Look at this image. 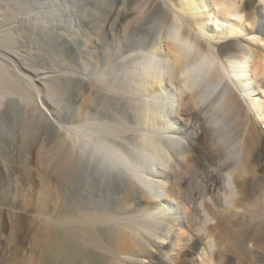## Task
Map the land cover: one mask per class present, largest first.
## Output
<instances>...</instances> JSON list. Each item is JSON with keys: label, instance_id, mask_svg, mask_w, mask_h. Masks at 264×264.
Wrapping results in <instances>:
<instances>
[{"label": "bare ground", "instance_id": "1", "mask_svg": "<svg viewBox=\"0 0 264 264\" xmlns=\"http://www.w3.org/2000/svg\"><path fill=\"white\" fill-rule=\"evenodd\" d=\"M9 1L12 4L9 16L16 13H25L26 15L17 27V31L24 35V33L31 34L36 32L39 26L38 23L36 24L37 18L44 16L53 19V15L57 13V8L62 5H74L76 2L83 5L89 2H97L98 0ZM131 1L133 0H113L114 11L112 20L114 23H121L133 14L127 7ZM247 2L251 7L245 9L244 5L239 3V0H223V7H220L218 0H151L150 9L157 13L156 17L153 16L156 18L154 19L156 22L152 25L163 28L179 26L183 38L194 45L195 50L190 65L204 57L210 62L211 68L207 75V82L211 85H219L222 96V99L218 101L220 107L217 109L216 104L209 100L204 111L195 110L194 102L198 98L206 96L207 93L197 90L180 96L178 91L181 84L180 81L173 84L171 80L168 83H161L151 79L148 70L141 66L144 59L143 55L136 57L137 59L132 64H129V69H125L128 70L124 74L125 76L123 75L121 79L119 78L122 82H131L134 95L130 98L131 103L129 105L124 99L121 102L125 103L121 104L124 107L129 106L133 116L129 119L127 116L115 115L110 110L111 116L109 114L108 116H103L106 114L104 113L99 118L94 116L91 120L86 116L87 121H84V119L82 123L78 122L77 124L75 122L76 125L74 126L79 128L91 123L107 126L112 132L111 135L93 136L97 140L96 143L95 141L93 142L94 144L90 143L93 139L91 141V137H89L90 141L87 140V142L90 143V146H95L97 143L104 144L107 149L100 158L98 157V160L94 155V157L85 155L84 159L87 164H90L92 160H96L95 171L101 170V172H107L109 176L113 177L107 182L98 178V176L95 178L93 183L94 194L99 195V193L103 192L105 195L99 196L95 207L84 206L81 210L72 214H65V218L55 219L58 226L50 228L48 232L44 229L46 233L42 232L40 237L36 239L42 246L44 257L43 259L40 258L39 262L35 260V264H53L50 259L61 256L67 262L76 261L78 264H222L221 256V260L219 259L221 263L216 260L217 253L215 252L217 250L215 251V249H217L218 241L207 225L214 220L215 216L204 205V202L213 203L225 212L238 214L240 213L238 210L240 209L241 196L245 197L249 202V207L245 209L243 216H238L239 219L237 221L230 219L231 232L230 235L227 234L229 237L231 236L229 241H231V245L234 248L240 249L242 261L239 264H252L258 261H262V264H264L263 255L245 251L249 245H252L254 240L259 239L264 244V196L263 198L260 196L264 195V170L262 168V164H264L262 163L264 142L261 143L255 152L253 159L250 160L249 155L253 141L250 142L252 144H246L242 140L246 124H248V112L254 118L255 123L261 129H264V91L261 90V85L257 82L259 78H264V36L261 35L264 33V19L260 18L259 14L254 11L260 5V0H247ZM230 4L238 9L237 15L243 16L244 20H234L232 27L225 32L217 27V21L224 18L222 13L229 11ZM248 9L252 10L251 13H255L257 19L255 28L252 27V24L246 18L245 14H249ZM246 11L247 13H245ZM148 15V13L143 15L135 14L130 17L129 21L133 35L134 32H140L139 35L141 33L145 35L147 49L144 53H152L154 51V41L158 39L159 35V33L154 36L151 35L152 25L149 21L153 20L151 15ZM54 26L56 27V23L48 29H41L47 39L43 42L45 47H41L43 44L38 45H41L40 49L36 47L39 49V52L35 51L38 52L37 58H39V62L42 61L40 58L43 57L50 62L52 60L50 58L51 54H53V57L54 54H60L58 51L61 50V47L58 48L59 50L56 49L58 36L56 39L55 32H53L55 30ZM9 33L13 34V31L11 30ZM225 37L234 38L232 41L221 43L231 44L229 55L232 56V60H228L227 56L222 57L220 55L221 44L219 46L217 44ZM13 39L7 40L10 46ZM18 40L16 39L15 41ZM136 40L138 41V39ZM64 41H60V44L65 47L68 55H65L67 58L64 56L60 57L67 60L69 58L73 61L77 58L75 53L70 50L71 48L73 49L74 44L69 49L68 41ZM20 42L22 43V40ZM3 43L5 42L3 41ZM27 43L23 42L26 45ZM117 46L119 49V45ZM133 46L135 47V45ZM141 52L143 51L141 50ZM32 53L35 54L34 52ZM165 53H167V45H165ZM124 54L122 53V55ZM115 55H117V52ZM35 56L33 55V58ZM62 58H60V61L63 60ZM226 60L229 63H247L249 65L251 77L250 79L241 78L242 82L246 81L243 82L242 88L236 86L235 81L229 74L228 69L225 67ZM56 61L54 62L58 63ZM65 61L63 60V62ZM2 70L4 71V69ZM2 70H0L1 77L3 75ZM116 74L114 73V76ZM8 75L3 76V80L0 79V82L5 80L2 83L7 85L10 82L9 80L14 78L13 76L10 79ZM64 75L47 76L42 78L41 82L46 84V88L49 91L58 90L59 84L64 83V89L61 88V85L60 88L63 91L66 88L65 93L67 87H69L65 85L68 84L72 77ZM59 81L64 82L59 83ZM57 82L59 83L58 85ZM141 82H146L142 89L138 87ZM52 93H50V96H52ZM20 96L22 97V95ZM53 96L56 95L54 94ZM174 98L177 105L176 108H167L162 116L148 117L146 115L144 105L147 102L158 101L162 104H167L172 102ZM111 99L113 100V98ZM113 103L118 106L121 105L117 101H113ZM79 105L78 109L81 107ZM123 106L122 108H124ZM189 108L193 110L189 111ZM85 115L86 109L82 108L76 115L81 119L77 118L76 120V117L73 119H75L74 121H80ZM5 116L4 110L3 113L1 112L0 118L6 122ZM218 120L219 123H217ZM120 121L125 122L133 129H140L142 135L136 132H124L120 128ZM210 125L215 127H210ZM96 131L101 132L104 129L100 128ZM213 133H216V135H213ZM143 135L161 139L160 147H163L164 151L161 152L160 147L156 144L145 142ZM164 137L184 140L187 151L184 150V147L170 151L169 146L164 145L162 142ZM82 139L85 143L84 138ZM82 139L80 144L82 143L83 145ZM78 140L80 141V139ZM87 142L86 146L88 145ZM62 143L61 139L54 138L50 147H44V149L39 147L37 149V159L42 165V168L38 169V174L45 175L43 167L53 160V156L61 148ZM89 147L87 148L89 149ZM82 148H84V145ZM82 151L84 152V149ZM88 152L90 151L88 150ZM126 154H130V160H126ZM142 154L152 157V162L143 168H137L135 158ZM229 157L232 158L230 166L221 165V158ZM105 160L116 163L119 172L110 173L109 167L104 163ZM161 160L165 166H161ZM251 163H254L256 170L260 174L258 178L250 175L249 177L246 176L247 171L249 174L248 169ZM71 167L69 171L67 170L68 174L73 169ZM213 169L218 171H213ZM133 171H135L136 176L151 184L165 186L166 194L154 200L150 199L140 184L137 183V179L132 174ZM68 174L66 173V176ZM237 178L242 180L241 186L236 182ZM110 184L111 186L109 187ZM113 184H115V191L118 188L119 190L110 194L109 189ZM43 189L45 194L42 209L45 208L47 202L56 196V191L48 185L47 180L44 182ZM148 217H158L165 221L164 234L156 236V243H150L151 237L155 235L152 229L143 222H136L137 218ZM169 231H172L171 236L167 235ZM185 233L187 238L184 236ZM224 264H233V260L228 257Z\"/></svg>", "mask_w": 264, "mask_h": 264}, {"label": "rangeland", "instance_id": "2", "mask_svg": "<svg viewBox=\"0 0 264 264\" xmlns=\"http://www.w3.org/2000/svg\"><path fill=\"white\" fill-rule=\"evenodd\" d=\"M150 2L151 0H133L128 3V10L133 12L131 16L148 13L153 20L149 21L150 24H154L157 13L151 11ZM66 5L57 8V13L53 15V19L44 16L37 18L36 24L38 23L39 26L36 32L31 34L24 33L23 35L17 31V27L21 24V20L26 17L25 13L20 14L18 12L19 14L10 15L11 18H9L12 4L9 0H0V70L4 69V71L2 70L3 72L1 71L3 73L2 77L9 74L8 76L11 79L14 76L7 85L2 83L5 80L0 82V97L2 99H0V114L4 110L6 113V122L0 118V264H35V260L39 262L44 257V251L40 242L36 239L40 237L42 232H45L44 229L48 232L50 228L58 226L55 219H63L65 214H72L81 210L84 206L95 207L99 196L105 195L103 192L99 193V195L94 194L93 183L97 173L101 172V170L95 171L96 160H92L90 164L84 161L85 155L94 157L91 151V154L88 152L89 149L87 147L94 141L96 143L97 140L92 135L89 136L91 141L93 139L90 143L87 142V140L90 141L89 137L88 139L84 138V141L88 144L86 146V142H83L82 137L77 136L72 131V129H76L74 127L76 125L75 122L77 124L78 122L82 123L84 119V121H87V118L91 120L94 116L99 118L104 113L106 114L103 116H108V114L111 116V111L115 115L127 116L129 119L133 116L129 106L124 107L122 105L125 102L130 105V98L134 96L131 82L123 81V83L120 79L128 72L125 69H129V64H132L147 49L145 35L142 33L139 35L140 32H134L133 35L132 28L129 26L131 16L121 23H114L112 20L114 11L113 0H98L97 2H89L83 5L76 2L74 5ZM248 11L249 14L247 11L245 12L247 13L245 14L246 18L253 24L254 20L257 21L255 13H251V9H248ZM55 23L57 28L54 26L55 30L53 32H55L56 39L58 36L57 44L55 43L58 45L56 49L61 47L62 51H58L60 52V54H57L58 57L56 54H54V57L51 54L50 58L52 60L48 58L51 60L50 62L44 57L40 58L42 60H40L41 63L38 60L39 58H37V54L41 47H45L43 42L47 39L41 29H48ZM254 26L256 27V22ZM11 30L13 34L9 33ZM10 38H15L11 46L7 41ZM16 39L19 40L15 41ZM21 40L22 43L20 42ZM232 40L234 38L226 39L225 37L217 45L219 46L221 43ZM60 41H68L69 49L74 46L73 49L75 48L76 51L72 48L70 50L75 53L77 58L73 61L68 58L70 60L68 61L66 59L68 54L65 47L60 44ZM23 42L27 43V45L23 44ZM39 44L43 45H40V47L38 46ZM117 45H119V49ZM113 52H117V55ZM122 53H125V56ZM33 55L36 56L33 58ZM60 56L66 58L64 59ZM60 58L66 61H60ZM127 58L129 59L127 60ZM55 60L59 64L55 63ZM124 60H126L125 63ZM45 63L46 65H44ZM112 71L113 73H111ZM114 73L117 74L114 76ZM64 74L72 77L68 84L65 85L69 86L67 91L64 93L66 88L63 91L64 83L62 82L64 81H59V83H62L59 84L57 82V85L59 84L58 90H60H50L53 92L52 96L56 95L50 96L51 92L47 90L46 84L42 83L41 79L47 76H63ZM2 77L0 76L1 80H3ZM60 85L63 89L60 88ZM122 100L125 102H121ZM113 101H117L119 105L122 104L118 106ZM77 104H80V109H78ZM82 108L86 109L85 118L82 117V120L74 121L77 118L81 119L76 115ZM69 112L73 113V118H76L64 123L63 118ZM115 112L119 113L116 114ZM247 122L242 140L246 144H252L250 142L253 141L249 155L250 160H252L255 152L261 143L264 142V129H261L255 123L249 112ZM54 138L61 139L63 143L53 156V160L44 166L45 168L43 167L45 174L43 176L38 174V169L42 168V165L37 159V149L39 147L42 149L50 147ZM81 139L84 143V148H82V143L80 144ZM78 143L82 146L80 147ZM97 144L95 146L91 145L89 148H95ZM83 149L84 152L82 151ZM125 157L126 160L131 159L130 154H126ZM95 158L98 160L100 157L95 156ZM263 161L264 154L262 163H264ZM110 162L108 160L104 162L109 167V172H119L116 163L111 162L110 164ZM72 165L73 167H71ZM262 165L264 170V164ZM251 166L248 169L249 174L247 171L246 176L249 177L250 175L258 178L260 174L256 170V166L254 163H251ZM70 167L73 169L68 174ZM66 173L68 174L67 176ZM46 180L48 185L56 191V196L47 202L45 208L42 209L45 194L43 187ZM236 182L239 186L242 185V180L237 178ZM114 186L115 184L109 189L110 194L118 192L119 188L115 191ZM260 196L263 198L264 195ZM244 198L241 196L240 209L238 210L240 213L238 214L225 212L213 203L204 202V205L215 216L214 220L207 225L218 241L217 249H215V251L217 250L215 253H217L216 260H218V263H221L219 261L221 257L222 264L225 263L228 257L233 260V264H239L242 261L240 249L237 250L231 245V241H229L231 236L229 237L228 235L231 232L230 219L237 221L240 216L244 215L245 209L249 207V202ZM245 251L264 256V244L259 239L254 240L252 245H249ZM37 261L36 263H38ZM50 261L53 264H78L76 261L67 262L62 256L51 258ZM258 263L262 264V261L253 262L252 264Z\"/></svg>", "mask_w": 264, "mask_h": 264}, {"label": "snow or ice", "instance_id": "3", "mask_svg": "<svg viewBox=\"0 0 264 264\" xmlns=\"http://www.w3.org/2000/svg\"><path fill=\"white\" fill-rule=\"evenodd\" d=\"M220 7H223V0H218ZM240 4L244 5V8L247 9L251 7V5L247 2V0H239ZM259 14L260 18L264 19V0H260V5L257 6L254 10ZM238 9L230 4L229 11L227 13H222L221 20L217 21V27L227 32L231 27L234 20L239 19L240 21L244 20L243 16H238ZM256 20L253 21L252 27L254 28ZM159 33L158 39L154 41V51L152 53H143V61L141 63L142 67H145L148 70V74H150L151 79H155L161 83H168L169 80L173 84H176L177 81H180V87L178 91L180 96H184L185 93H192L197 90H201L204 93H207L206 96H202L198 98L195 104V110L204 111L208 101L211 100L213 104H216L217 109H219L220 105L218 101L222 99L220 94L219 85H211L207 82V75L210 71L211 64L206 57L200 58L194 64L190 65V61L192 60L194 54V45L187 39L183 38L181 34V28L179 26L163 28L158 27L157 25H152L151 27V35H155ZM264 36V33L261 34ZM227 39V37H226ZM165 45H167V53H165ZM231 52V44H221L220 46V55L227 56L228 60H232V56L229 55ZM228 60L225 61V67L228 69L229 74L232 76V79L235 81L237 87H243V81L241 78L251 77V70L247 63H229ZM258 83L261 85V90L264 91V78H259ZM146 82H141L138 85L139 88H143ZM177 105L175 103V98L172 102L167 104H162L158 101H149L144 105V110L146 111V115L148 117L152 116H162L167 108H176ZM192 111V108L188 109ZM6 118V116H5ZM73 118V114L69 112L64 118L63 122L68 123ZM219 123V120L217 121ZM120 128L124 132H136L137 134H141L140 129H133L129 127L125 122H119ZM210 127H215L214 125H210ZM103 128L104 131L97 132V129ZM72 131L79 137L88 138L90 135H111L112 132L107 126L89 124L85 126H81L76 129H72ZM216 135V133H213ZM143 139L145 142L156 144L158 147L161 145V139H157L154 137H150L147 135H143ZM162 142L164 145L169 146V150L173 151L174 149H178L184 147V150L187 151L185 141L179 138H170L164 137L162 138ZM107 149V146L104 144H98L95 148H89V151L93 152V155L96 157H100L102 153H104ZM160 151L163 152L164 148L160 147ZM136 159L137 168H143L149 165L152 162V157L147 156L146 154L139 155ZM231 157L229 158H221L220 163L224 166H230ZM161 166H165L163 161L161 160ZM111 171V170H110ZM213 171H218L217 169H213ZM134 177L137 179V183L140 184L141 188L145 191L147 196L150 199H157L162 195L166 194V187L161 186L159 184H151L143 178L136 176L135 171L132 173ZM98 178L103 179L105 182L112 179L113 177L109 176L105 172H98ZM82 186V185H81ZM136 222H143L148 227L152 229L155 233L151 237L150 243H156V236L160 234H164V225L165 221L158 217H148V218H137ZM174 231V230H172ZM172 231L167 233L168 236L172 235ZM185 238H187V234H184ZM143 242V241H141ZM166 242V241H160Z\"/></svg>", "mask_w": 264, "mask_h": 264}]
</instances>
